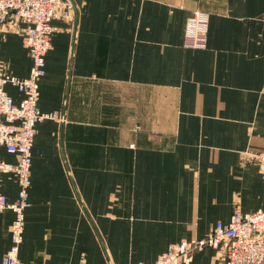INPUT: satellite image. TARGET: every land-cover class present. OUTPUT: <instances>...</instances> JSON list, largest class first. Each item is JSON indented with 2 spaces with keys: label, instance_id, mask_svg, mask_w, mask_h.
I'll return each mask as SVG.
<instances>
[{
  "label": "crops",
  "instance_id": "1",
  "mask_svg": "<svg viewBox=\"0 0 264 264\" xmlns=\"http://www.w3.org/2000/svg\"><path fill=\"white\" fill-rule=\"evenodd\" d=\"M72 1L38 83V109L58 119L36 125L21 263H151L264 208V0ZM194 10L209 16L202 49L183 47ZM30 66L22 35L0 24V70ZM1 191L16 199L7 175ZM13 217L0 211V264ZM218 263L206 247L188 264Z\"/></svg>",
  "mask_w": 264,
  "mask_h": 264
},
{
  "label": "built area",
  "instance_id": "2",
  "mask_svg": "<svg viewBox=\"0 0 264 264\" xmlns=\"http://www.w3.org/2000/svg\"><path fill=\"white\" fill-rule=\"evenodd\" d=\"M74 7L72 0H0V24H10L22 35L31 59L29 73L23 78L0 70V148L16 158L14 162L0 158V211L9 209L14 215L3 264H23L18 254L23 240L24 212L29 206L31 147L36 125L44 119H58L56 112L38 109V83L46 71V54L52 48V21L73 20ZM208 24V13L191 12L185 20L183 47L205 48ZM7 85L20 93L17 102L7 92ZM257 164L264 180V151L257 154ZM2 175L9 176L16 185L13 201L1 191ZM206 247L217 250L218 264H264V208L252 213L236 209L229 221H218L204 236L170 244L155 261L136 264H188L194 252Z\"/></svg>",
  "mask_w": 264,
  "mask_h": 264
}]
</instances>
